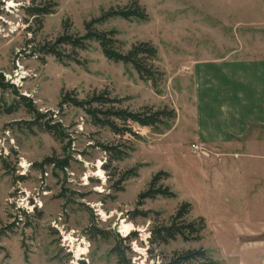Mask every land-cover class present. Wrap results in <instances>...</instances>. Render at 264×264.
<instances>
[{
    "label": "rangeland",
    "instance_id": "obj_1",
    "mask_svg": "<svg viewBox=\"0 0 264 264\" xmlns=\"http://www.w3.org/2000/svg\"><path fill=\"white\" fill-rule=\"evenodd\" d=\"M28 1L0 0V264H119L112 253L117 236L129 237L121 248L132 264L161 263L175 252L199 249L222 264H264V209L252 213L247 193L238 185L243 186L242 179L239 183L230 171L225 175L220 169L206 176L197 161L200 156L186 151L193 127L187 110L193 66L202 56L198 51L230 46L231 39L206 37L198 20H185L186 11L197 8L188 5L189 0H138L147 21L114 18L99 26L118 31L124 53L141 42L157 49L153 66L164 77L156 90L131 67L107 60L97 43L79 52L83 65L61 64L52 57L42 64L24 52L29 41L56 40L65 21L83 35L85 22L135 0H49L57 6L36 34L28 32L30 24L21 10ZM208 23L212 24H204ZM4 75L26 79L17 88ZM102 91L124 100L122 107L131 111L167 107L177 118L158 130L132 124L133 133L117 136L93 126L79 108L58 107L63 93L73 92L82 100ZM28 104L47 118L37 122ZM50 119L70 135V148L68 140L62 143L43 128ZM100 144H123L129 156L107 164ZM46 158L55 163L44 165ZM235 166L242 168L241 163ZM132 170L136 176L120 184L122 175ZM158 172L169 175L162 183L176 197L143 200L139 206V195ZM239 194L244 197L237 198ZM182 203L192 207L187 221L204 219L201 240L188 243L178 238L151 246L152 229L167 224ZM123 224L135 230L126 234ZM79 246L87 253L80 256Z\"/></svg>",
    "mask_w": 264,
    "mask_h": 264
},
{
    "label": "crops",
    "instance_id": "obj_2",
    "mask_svg": "<svg viewBox=\"0 0 264 264\" xmlns=\"http://www.w3.org/2000/svg\"><path fill=\"white\" fill-rule=\"evenodd\" d=\"M188 5L197 8L190 7L185 20H198L204 36L231 39L230 46L198 51L202 56L194 62L193 94L187 105L193 126L190 146L201 144L208 150L207 156L197 159L202 174L214 175L220 169L225 175L230 171L239 183L242 179L243 186L237 184L246 191L248 206L253 214L260 213L259 208L264 209V0H189ZM238 163L242 168L237 169Z\"/></svg>",
    "mask_w": 264,
    "mask_h": 264
},
{
    "label": "trees",
    "instance_id": "obj_3",
    "mask_svg": "<svg viewBox=\"0 0 264 264\" xmlns=\"http://www.w3.org/2000/svg\"><path fill=\"white\" fill-rule=\"evenodd\" d=\"M56 6L55 2L53 3L49 0H29L28 4L22 6L21 10L28 18L26 23L38 28L33 31L29 25L28 32L36 34V32L40 31L44 18L52 15ZM114 18L145 22L149 19V16L145 8L138 0H135L127 7L112 8L101 12L99 18L85 22L83 35L74 33L71 22L65 21L62 25V33L56 40L40 43L29 41L24 52L28 50L33 57L37 56V59L42 64L46 63L47 57H52L61 64L73 62L77 65H83L79 59V52L88 50L90 43H97L107 60L131 67L138 74L140 80L151 83L153 88L157 90L164 77V74L153 66V62L158 57L157 49L151 43L141 42L132 46L127 53L122 52L121 42L117 38L119 35L118 31L99 29V26L105 25ZM73 94V92L63 93L58 107L62 109L64 106L70 105L79 108L87 114L93 126L108 128L117 136L133 133L132 124L158 130L161 126L169 127L170 122L177 118L176 112L167 107L159 110L152 107H144L137 112L123 108L124 100L111 97L112 95L107 91L93 92L82 100ZM20 99L29 102L25 97H20ZM28 108L35 116L37 122L47 118V115L39 113L31 104H28ZM51 124L52 121L50 119L43 123V128H46L62 143L68 140L67 148H70L71 137L65 133L62 124ZM99 148L107 154V164H112L114 161H120L129 156L126 151L129 149L123 144L117 146L100 144ZM54 163L53 158H46L43 162L46 166ZM107 168L105 166V169ZM135 172L136 170H132L123 174L120 178V184L131 178V176H136ZM167 176L169 175L165 172H158L154 175L147 190L139 195V206H141V201L143 200H155L158 197L169 199L176 197L171 188L162 183L163 178H168ZM191 210L190 204L182 203L167 224H160L152 229L149 239L150 245L155 247L168 245L170 242H175L178 238L188 243L189 241L201 240V234L205 230L206 224L202 218L190 222L187 221ZM144 216H147V214H144ZM132 236H137V234L134 233ZM124 241H129V237L120 238L117 236V244L112 249V253L117 256L119 264H132L121 248V244ZM25 259H27L26 254ZM162 261L161 263L153 262L152 264H222L210 257L204 249L175 252L170 258L165 257Z\"/></svg>",
    "mask_w": 264,
    "mask_h": 264
},
{
    "label": "built area",
    "instance_id": "obj_4",
    "mask_svg": "<svg viewBox=\"0 0 264 264\" xmlns=\"http://www.w3.org/2000/svg\"><path fill=\"white\" fill-rule=\"evenodd\" d=\"M6 81L8 83H11L12 85H15V87L20 88V84L26 79L25 77H20L14 79L11 75H4ZM190 153L199 155V156H207L208 150L204 145L201 144H193L190 147ZM1 154V152H0ZM1 156V155H0Z\"/></svg>",
    "mask_w": 264,
    "mask_h": 264
},
{
    "label": "bare ground",
    "instance_id": "obj_5",
    "mask_svg": "<svg viewBox=\"0 0 264 264\" xmlns=\"http://www.w3.org/2000/svg\"><path fill=\"white\" fill-rule=\"evenodd\" d=\"M98 174H99L100 176L102 175L101 172H99ZM122 229L124 230V232H125L126 234H129L131 231L133 232V230H135V227H134L133 225H124V224H123ZM78 252L80 253L79 255L82 256V255H84V254L87 253V248L79 246V247H78Z\"/></svg>",
    "mask_w": 264,
    "mask_h": 264
}]
</instances>
